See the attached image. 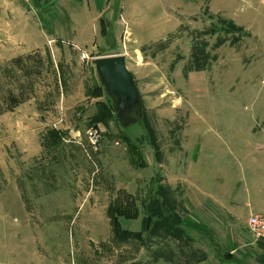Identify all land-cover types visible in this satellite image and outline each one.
Masks as SVG:
<instances>
[{
  "label": "rangeland",
  "instance_id": "1",
  "mask_svg": "<svg viewBox=\"0 0 264 264\" xmlns=\"http://www.w3.org/2000/svg\"><path fill=\"white\" fill-rule=\"evenodd\" d=\"M15 10L25 6L0 0V264H194L202 254L186 235L155 228L187 213L172 187L189 175L181 165L199 139L257 138L264 0L178 19L146 43L122 34L115 49L83 50L86 60L52 40L21 47L15 28L26 19ZM124 54L143 109L130 125L117 120L93 64ZM158 191L163 215L149 211ZM116 200L137 217L110 216Z\"/></svg>",
  "mask_w": 264,
  "mask_h": 264
},
{
  "label": "crops",
  "instance_id": "2",
  "mask_svg": "<svg viewBox=\"0 0 264 264\" xmlns=\"http://www.w3.org/2000/svg\"><path fill=\"white\" fill-rule=\"evenodd\" d=\"M15 1L25 6L24 12L14 11L15 17L26 19L15 28L21 47L41 49L46 39L77 50H111L122 34L150 42L152 35L159 38L176 30L178 19L204 10L229 11L236 2L247 0ZM261 115L263 128H258L255 139H199L181 165V170L189 169V175L176 174L170 185L187 210L181 228L204 256L194 264H264V239H255L246 226L250 215L264 216ZM122 189L128 194L135 191L129 186Z\"/></svg>",
  "mask_w": 264,
  "mask_h": 264
},
{
  "label": "water",
  "instance_id": "3",
  "mask_svg": "<svg viewBox=\"0 0 264 264\" xmlns=\"http://www.w3.org/2000/svg\"><path fill=\"white\" fill-rule=\"evenodd\" d=\"M93 64L119 123L130 125L139 122L143 116L142 103L124 55L96 57Z\"/></svg>",
  "mask_w": 264,
  "mask_h": 264
},
{
  "label": "trees",
  "instance_id": "4",
  "mask_svg": "<svg viewBox=\"0 0 264 264\" xmlns=\"http://www.w3.org/2000/svg\"><path fill=\"white\" fill-rule=\"evenodd\" d=\"M151 196H152V198H154V201L150 204L149 211L151 213H154V212H152L153 208L151 206L152 204H154L156 206V209L163 215V211H165V209H163V208L166 205L165 204L166 202L163 198V195L160 193V191H158L157 193L152 194ZM151 196H150V198H151ZM123 210H125V211L124 212L121 211L118 200H116L112 205L109 206L108 214L110 216L111 215L114 216V214H115V217L123 216V217H127V218H132V219L137 217L136 212L130 214L129 212H127L126 209H123ZM172 217H175V215L172 211H169L168 217H166V218L169 220ZM164 218H165V216H164ZM167 219H165V224H166V221H168ZM171 221H174V219L172 218ZM160 229H163L165 235H168V236L169 235L174 236L172 234V233H174V231L182 234V236L185 235L184 231L181 228V224L179 223V220H177V222L175 224H172L171 226H168V227L166 225H157L155 228V231H157V230L159 231ZM117 234L118 235H116V237L118 236L119 240H124V241L129 240L131 238L139 239L141 237L139 233H131V232H127V231H118ZM203 258H204V256L202 255V257L199 260H197L196 262L202 260Z\"/></svg>",
  "mask_w": 264,
  "mask_h": 264
},
{
  "label": "built area",
  "instance_id": "5",
  "mask_svg": "<svg viewBox=\"0 0 264 264\" xmlns=\"http://www.w3.org/2000/svg\"><path fill=\"white\" fill-rule=\"evenodd\" d=\"M83 60L88 59V55L82 50ZM96 131H94V135ZM247 229L250 234L256 239H264V216L263 215H250L246 223Z\"/></svg>",
  "mask_w": 264,
  "mask_h": 264
}]
</instances>
